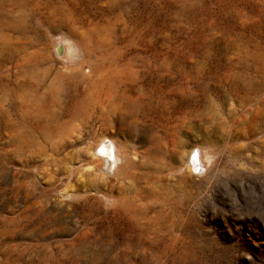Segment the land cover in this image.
<instances>
[{"label":"rangeland","instance_id":"1","mask_svg":"<svg viewBox=\"0 0 264 264\" xmlns=\"http://www.w3.org/2000/svg\"><path fill=\"white\" fill-rule=\"evenodd\" d=\"M0 264H264V0H0Z\"/></svg>","mask_w":264,"mask_h":264},{"label":"bare ground","instance_id":"2","mask_svg":"<svg viewBox=\"0 0 264 264\" xmlns=\"http://www.w3.org/2000/svg\"><path fill=\"white\" fill-rule=\"evenodd\" d=\"M59 43V42H58ZM62 42H60L59 44H61ZM62 45V44H61ZM57 46V45H56ZM80 52H81V50H80ZM80 52H78V50L76 49V47H74V45L72 46V45H70L69 43H67V42H65L63 45H62V54H64L63 55V58L65 59V64H70V62H72L74 65L76 64V65H79L80 64V62H79V57H80ZM78 62V63H77ZM55 81V80H54ZM53 81V82H54ZM50 86V85H49ZM48 86V87H49ZM54 88V87H53ZM51 89V88H50ZM69 127V126H68ZM106 145L104 144L102 147H100V149L98 150V152H100V153H106V155H107V150H106V147H105ZM108 146V145H107ZM99 147V146H98ZM117 148V147H116ZM109 150H110V148H109ZM116 150V149H115ZM119 150V149H118ZM112 154V153H111ZM118 154V153H117ZM120 155V154H119ZM200 155V154H199ZM202 155V154H201ZM195 156V155H194ZM115 157V156H114ZM123 157V156H122ZM191 157V156H190ZM205 157V156H204ZM93 158H94V160H93V163H94V165L96 166V168L98 169V170H101L102 168H103V171H106V169L104 168V166H106V164L108 165V166H111V162H107L102 156H100V155H98L97 153H96V156L95 155H93ZM116 158V157H115ZM202 158V157H201ZM196 159V158H195ZM207 157H205V158H202V163H206V161H207ZM108 160V159H107ZM191 160V159H190ZM115 161H117L116 159H115ZM113 162V161H112ZM122 163V162H121ZM89 164V163H88ZM201 164V163H200ZM199 164V165H200ZM91 165V164H90ZM115 165V164H114ZM191 165V164H190ZM92 166V165H91ZM112 166H113V164H112ZM117 166V165H116ZM194 166H196V163L194 162ZM93 167V166H92ZM120 167V165L118 164V167H117V169H120L119 168ZM94 168V167H93ZM109 168V167H108ZM122 168V167H121ZM193 168V167H192ZM197 168V167H196ZM195 168V169H196ZM187 169V168H186ZM118 171V170H117ZM117 171H116V173H117ZM100 172V171H99ZM109 197V196H108ZM111 201V200H110ZM113 201V200H112Z\"/></svg>","mask_w":264,"mask_h":264}]
</instances>
